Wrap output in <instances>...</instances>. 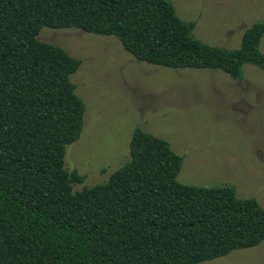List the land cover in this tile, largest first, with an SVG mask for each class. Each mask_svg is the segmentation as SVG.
<instances>
[{
  "label": "trees",
  "instance_id": "1",
  "mask_svg": "<svg viewBox=\"0 0 264 264\" xmlns=\"http://www.w3.org/2000/svg\"><path fill=\"white\" fill-rule=\"evenodd\" d=\"M170 0H0V264H199L264 241V207L233 185L177 177L184 156L135 129L130 159L109 179L65 166L86 104L71 76L82 63L38 39L42 28L113 35L137 59L232 77L264 68V20L237 48L197 39Z\"/></svg>",
  "mask_w": 264,
  "mask_h": 264
},
{
  "label": "rangeland",
  "instance_id": "2",
  "mask_svg": "<svg viewBox=\"0 0 264 264\" xmlns=\"http://www.w3.org/2000/svg\"><path fill=\"white\" fill-rule=\"evenodd\" d=\"M170 1L182 19L195 22L193 35L214 46L239 47L244 32L264 20V0ZM38 39L82 61L71 79L86 104L84 125L65 156L66 168L85 176L74 191L106 182L129 161L139 127L184 156L180 182L233 185L239 197L264 207L263 67L245 64L235 78L218 69L155 65L113 35L75 27H44ZM199 264H264V241Z\"/></svg>",
  "mask_w": 264,
  "mask_h": 264
}]
</instances>
